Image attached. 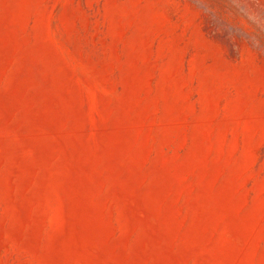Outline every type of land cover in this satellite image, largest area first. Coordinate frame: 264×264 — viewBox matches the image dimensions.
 <instances>
[{
	"label": "rangeland",
	"instance_id": "rangeland-1",
	"mask_svg": "<svg viewBox=\"0 0 264 264\" xmlns=\"http://www.w3.org/2000/svg\"><path fill=\"white\" fill-rule=\"evenodd\" d=\"M0 264H264V0H0Z\"/></svg>",
	"mask_w": 264,
	"mask_h": 264
}]
</instances>
